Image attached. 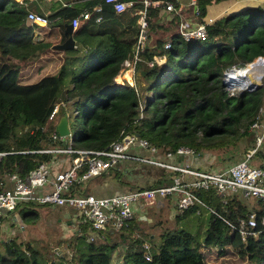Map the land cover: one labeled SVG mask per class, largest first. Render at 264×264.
I'll use <instances>...</instances> for the list:
<instances>
[{
    "label": "trees",
    "instance_id": "trees-1",
    "mask_svg": "<svg viewBox=\"0 0 264 264\" xmlns=\"http://www.w3.org/2000/svg\"><path fill=\"white\" fill-rule=\"evenodd\" d=\"M142 1L133 0L132 8L118 14L104 7L100 22L90 18L72 31L71 50H58L48 41H32V30L39 27L26 24L24 1L0 0V153H4L0 157V191L10 174L25 178L39 164L48 166L52 154L46 150L64 145L71 150H103L118 139L120 131L135 134L161 152H174L182 146L197 158L212 153L218 162L240 161L254 149L253 125L260 126L264 86L230 94L223 73L264 57V0H195L197 21L211 22L205 25L203 40L189 41H182L178 34L181 19L190 14L189 7L181 9L173 0H144L160 4L145 8L147 38L138 54L134 86L118 85L114 78L122 61L132 55L137 37L134 11L142 8ZM166 2L177 13L159 21ZM77 13L62 8L50 17H58L50 25L60 35L55 45L67 39L65 26ZM166 42L168 50L163 49ZM45 53L63 54L55 73L33 84H20L19 73L42 61ZM153 56L162 60L148 67L145 61ZM138 99L143 106L140 111ZM55 105L57 112L48 121ZM63 115L70 134L66 141L54 132V119ZM63 155L70 161L77 157L75 153ZM252 159L264 160V153L256 148ZM216 164L210 167L216 170ZM83 171L84 167L78 175ZM110 171L93 178L109 176ZM163 172L161 178L141 188L169 184L174 173ZM116 178H120L118 173ZM133 188L140 187L131 185ZM82 190L83 185L74 182L68 194ZM197 195L203 206L193 205L179 213L171 201L168 217L177 221L200 215L205 223L200 233L169 227L157 235L155 245V239L138 227L140 222H134L135 217L117 230H94L88 222H80L72 234L69 256L58 247V253L52 249L47 255L31 241L20 244L14 237L0 238V264H112L114 251L119 264H209L214 257L220 264H264V202L253 199L249 206L234 196L223 200L213 189ZM37 206L44 205L19 204L16 218L36 216ZM250 215L255 220V235L240 240L231 234V226L237 228Z\"/></svg>",
    "mask_w": 264,
    "mask_h": 264
},
{
    "label": "built area",
    "instance_id": "built-area-1",
    "mask_svg": "<svg viewBox=\"0 0 264 264\" xmlns=\"http://www.w3.org/2000/svg\"><path fill=\"white\" fill-rule=\"evenodd\" d=\"M159 4L160 1L148 3L143 0L142 8L134 11L137 16V37L130 59L122 61L115 75L114 81L118 85L126 83L134 86L135 67L140 61L138 54L147 38L148 25L145 18V8L149 5L157 6ZM132 6L133 2L130 0H100V3L78 12L70 20L69 25L74 30L81 21L84 22L90 18L95 23L100 22L104 7L118 14L132 8ZM188 7L191 10V18L196 19V21L181 19L178 25V34L182 41L203 40L205 25L210 24L211 19H208L206 23L197 21L195 0H189ZM163 8L166 12L177 13V10L169 2L164 3ZM25 20L30 25L36 26H46L49 23L47 18L32 12L26 13ZM163 49H169V42L163 45ZM161 60L160 57L153 56L152 60L145 61V64L151 67L153 64H160ZM247 66L249 64H246L245 68L232 67L223 73V84L230 94L245 78L248 73ZM239 71L243 76L235 78L239 77ZM135 95L139 97L140 93L135 90ZM137 103L139 111L142 110L141 99H138ZM57 109V105L52 108L47 117L48 121L54 118ZM253 127L256 130L260 126L256 124ZM255 130L256 147L247 151L242 160L225 164L216 170L199 171L194 167H182L175 160L178 157L193 158L195 155L191 149L180 146L174 152H161L150 147L144 139L124 131H120L117 140L99 151L71 150L67 145L60 149L46 150L45 152L53 154L75 153L77 157L70 161L67 169L55 173L51 180H49L48 166L45 164H39L25 178L10 174L7 178V186L0 191V224L3 214H6L10 220L15 219L17 206L25 202L73 209L76 214V225L80 222H88L94 230L99 231L120 229L126 221L135 217L137 212H141L157 199L170 197L179 213L193 205L203 206L197 192L208 191L209 189H213L214 193L223 200L233 196L232 194L239 193L243 198H253L264 202V165L253 166L249 164L255 149L264 142V128L259 135L257 132L255 133ZM2 155L4 153H0V157ZM126 162L161 168L169 173H174V175L169 184L149 189L133 188L108 196H96L84 192L68 194L74 182L81 185L89 179L115 168L118 164ZM82 167H84V171L78 175ZM46 184H49L51 188L44 192L43 187ZM255 227L254 217L250 215L247 220L240 221L237 228L231 226V234L235 233L240 240H243L247 234L255 235ZM145 259L148 260L146 257Z\"/></svg>",
    "mask_w": 264,
    "mask_h": 264
},
{
    "label": "rangeland",
    "instance_id": "rangeland-1",
    "mask_svg": "<svg viewBox=\"0 0 264 264\" xmlns=\"http://www.w3.org/2000/svg\"><path fill=\"white\" fill-rule=\"evenodd\" d=\"M188 18H190L192 21H196V19L191 18L190 14H188L187 16ZM186 18V19H188ZM27 24V22H26ZM50 31H52L54 34L50 36L53 37L55 35V30L52 29H46L45 28H39L38 32H41L42 34H49ZM47 41L49 43H52L51 48L56 44V40L55 38H52V40L48 39L46 37ZM71 50V49H70ZM51 53H45L44 56H42V61H39L36 63V65L34 67H26L23 71H21L19 73V80H20V84H33L35 82H37L40 78L45 77V76H51L52 74L55 73L56 69H52L50 66H46L43 68L44 65V61L45 60H51L53 57H51L50 55ZM264 60V57H261ZM54 63L56 61L53 60ZM255 61L252 60L251 62ZM250 62V63H251ZM248 63V64H250ZM42 64V67H41ZM257 66V65H256ZM256 66H253L252 69H254ZM242 68H245L242 67ZM261 67L259 66L257 70H260ZM249 81V82H248ZM247 83L249 84L247 87H241L240 84L241 83ZM240 84L238 85V87L234 90H246V91H253L254 89H256L257 87H263L264 86V77L261 78L260 81H254V79L252 78V76L250 75V73H247L245 78H243L240 82ZM138 86H140V84H137ZM142 85V84H141ZM251 85V86H250ZM255 85V86H254ZM141 90V89H140ZM262 106L259 110V114H261V118L258 121V124H260L261 127H259L258 129L255 130V133L257 132V134L259 135L262 128H264V94L262 97ZM56 120H58V117L56 119H54V122H56ZM73 119L71 117V115H69V122L72 123ZM258 126V125H257ZM253 135L255 136V134L253 133ZM261 145H264V143H262ZM256 147V144H255ZM254 147V148H255ZM260 148V147H259ZM257 148V150L259 149ZM51 156H59L60 158H66L67 155H63V154H53L51 153ZM63 155V156H62ZM68 157V156H67ZM199 160L203 161L204 165H212V163H217L216 165L219 167H222L225 164H232L235 162H238L239 160H233V161H221L218 162L214 159V157L212 156V153H205L203 155H200ZM251 163V160L250 162ZM123 164H121L122 166ZM214 165V164H213ZM126 169L123 171L125 172V176L127 175H132L133 177H136V181H137V185L141 184L143 186H145L142 182V180H148L150 178V172L154 171L156 172L157 167H152V166H146L143 164H139V163H135V162H129L125 165ZM146 168L147 170L143 173H141V171ZM210 168V167H209ZM122 169V168H121ZM110 173L112 171H115V169H110ZM114 174L116 175V171L114 172ZM113 174V175H114ZM162 174H164L163 169L158 168L156 175L163 176ZM114 177V176H113ZM161 178V177H160ZM95 179V178H93ZM90 179L89 181L93 180ZM122 179L124 180V177H122ZM129 179V178H128ZM134 180V179H133ZM88 181V182H89ZM134 182V181H133ZM87 182H84L81 185L86 184ZM130 184V183H129ZM128 183L125 185H129ZM142 186V187H143ZM140 187V186H139ZM129 190V189H128ZM127 189L124 191H120V192H125L128 191ZM82 192L84 193H92V191H90L89 189H87L86 191L82 190ZM118 192V193H120ZM112 195V194H111ZM234 196V198L238 201H240L241 203L245 204V205H251L254 200L253 198H243L239 193H235L232 194ZM160 199H157V201H159ZM33 204L38 205L36 202H33ZM65 210V209H64ZM36 211V216H27L24 219H21L18 215L16 220L13 222L12 220L9 221L10 224V229L8 227H3V230L1 228L2 234L0 236V238H13L16 240L17 243L20 244H25L29 241L33 242L36 244V246L41 250L42 253L49 255L50 251L53 249L55 252L58 253V248L66 253L68 256L70 254V251L72 250V234L77 230V226L74 223L68 224L66 222V219L64 218V216L62 214H60L57 211H54L52 208L48 207V206H37L35 208ZM16 210H15V214H16ZM159 216L154 217V220L160 219L159 225H157L155 233H156V237H154L155 239V245L158 243V237L157 235L160 234L163 230H168L169 227H172V229L174 230H179V229H184L188 232H190L191 234H197L200 233L204 230L205 227V223L203 222V220L201 219L200 215L196 216V215H191L188 216L186 218H179L177 221L173 220L172 217H170V219H168V213L164 211H160L158 212ZM172 213V212H171ZM59 219H62L61 222L57 221ZM172 219V220H171ZM2 224V222H1ZM67 224L69 225V227L67 226ZM71 225V226H70ZM166 227H168L166 229ZM58 247V248H56ZM117 251L113 252V257L111 258V262L112 264H119V262L117 261ZM214 257V255H213ZM212 260L209 261V264H220V260L217 257L211 258Z\"/></svg>",
    "mask_w": 264,
    "mask_h": 264
},
{
    "label": "crops",
    "instance_id": "crops-1",
    "mask_svg": "<svg viewBox=\"0 0 264 264\" xmlns=\"http://www.w3.org/2000/svg\"><path fill=\"white\" fill-rule=\"evenodd\" d=\"M19 3L21 2H25L24 5L26 7L27 12H32L35 14H38L40 16H43L45 18H47L49 20V23L46 26H38L39 28H45L46 31L47 29H51L50 25H53L54 23H51V21H55L58 19L57 16H55L54 18H50L52 15L56 14L57 12H59L62 8H70V9H74L78 12H80L83 9H86V7L89 5H92V1H95V3H100V0H15ZM133 1V0H132ZM181 9H186L188 8V3L189 0H173ZM94 4V3H93ZM190 9H189V13H190ZM170 12H166L165 10L163 11V9L161 8L160 10V17H159V21L162 20H168L170 17ZM172 15V14H171ZM188 18V17H187ZM190 19V18H188ZM83 22V21H81ZM27 25H30L27 22ZM124 23H122L121 26H119V28L123 27ZM33 29L32 30V41H47L46 37L50 40H52V38H55L56 42L58 41L60 35L59 32L54 28L52 30H55V35L53 37L50 36L53 35L54 33L52 31H50L49 34H42L41 32H38V29ZM73 31V30H72ZM73 40V39H72ZM78 44L81 46L80 42H78ZM55 45V44H53ZM73 46H74V40H73ZM53 48V47H52ZM51 57H53L50 61H47V65L46 66H50L51 68L54 66V69H56L57 67H59L60 65V61L63 57L62 53H58L57 55H54L53 53L50 54ZM55 63L53 60H55ZM42 60V58H41ZM42 65V64H41ZM42 67V66H41ZM44 68V66H43ZM139 73V72H137ZM68 126V124H67ZM260 147V148H259ZM258 148V150H260L261 152L264 153V145H260ZM146 154V153H145ZM63 156V155H62ZM251 160V159H250ZM175 162L178 165H181L182 167H194L199 171H205L208 169H212L213 167H210L211 165H204L202 160L194 159V158H186V157H178ZM250 162V161H249ZM70 164V159L66 156V158H60L59 156H51V160L49 162L48 165V170H49V180H51L54 176L55 173L60 172L62 170H65L69 167ZM123 165L121 166V164H118L114 169L115 171L118 173L119 175V179L115 177H113V173L115 171H112L109 176H103V177H98L95 178L89 182H87L86 184L83 185V190L86 191L87 189H89L90 191H92V195H96V196H108L114 193H118L120 191H124V189L128 190L130 189L131 185L134 186H140L142 187L143 185L139 184L137 185V181L136 178L134 176V182L132 184L129 185H125L127 184V182L130 180V175L125 176L124 175V171L126 167L125 165L127 163H122ZM250 165L253 166H262L264 165V160H255L252 159L251 163H249ZM210 167V168H209ZM122 168V169H121ZM154 168V167H153ZM215 168V167H214ZM156 172L152 171L150 172V178L148 180H142L143 184L147 185V184H151V182L155 181L156 179L159 178V175L155 174L158 171V168H155ZM147 169L144 168L141 173L145 172ZM122 177H124V180L122 179ZM129 178V180H128ZM137 183V184H136ZM145 185V186H146ZM51 188V186L49 184H46L43 187V191L46 192L47 190L49 191ZM172 199H160L159 201H155L152 204L147 205L143 210H141V212H137L134 218V222H140L139 223V228L144 230V233H147L149 235V237L151 239L154 238V236H156L155 230L157 225H159V220H154L153 218L156 216H159L158 212H162L165 210L166 213H169L172 209ZM48 206V205H45ZM50 208H52L54 211L59 212L60 214H62L64 216V218L66 219V223L71 224L74 223L76 224V214L75 211L73 209H69V208H65V207H59V206H48ZM65 209V210H64ZM167 216V217H168ZM168 219H170V217H168ZM16 220L13 219L12 221L14 222ZM62 219H59L57 221L61 222ZM10 218L7 217L6 214H3L1 222L2 224H0V228L3 227H8L10 226L9 224ZM67 224V226L69 227V225ZM71 226V225H70ZM10 229V227H9ZM4 231V230H3Z\"/></svg>",
    "mask_w": 264,
    "mask_h": 264
},
{
    "label": "water",
    "instance_id": "water-1",
    "mask_svg": "<svg viewBox=\"0 0 264 264\" xmlns=\"http://www.w3.org/2000/svg\"><path fill=\"white\" fill-rule=\"evenodd\" d=\"M64 32L68 34L67 39L62 42L61 44L53 46V48L58 50H70L73 48V40L70 37V34L72 33L71 26L68 24L65 26ZM263 58L257 57L255 58V61L251 62L249 65L253 66L256 62H262ZM54 132L58 138L64 139L67 138L69 134V129L67 126V117L65 115L58 118V120L55 123L54 126ZM66 141V139H64ZM194 159H197V156L193 157Z\"/></svg>",
    "mask_w": 264,
    "mask_h": 264
},
{
    "label": "bare ground",
    "instance_id": "bare-ground-1",
    "mask_svg": "<svg viewBox=\"0 0 264 264\" xmlns=\"http://www.w3.org/2000/svg\"><path fill=\"white\" fill-rule=\"evenodd\" d=\"M261 67V69L260 70H257L258 69V67ZM246 70H247V72L248 73H250V75L252 76V78L254 79V81H260L261 80V78H263L264 77V61L263 62H259L258 63V65L254 68V69H252V67H247L246 68ZM239 77H235V78H240V77H242L243 76V74L241 73V71H239ZM230 77H233V76H230ZM240 81V80H239ZM238 82V81H237ZM241 82V81H240ZM249 82V81H248ZM239 85V84H238ZM249 84H247V83H241L240 84V86L241 87H247ZM251 86V85H250ZM255 86V85H254Z\"/></svg>",
    "mask_w": 264,
    "mask_h": 264
}]
</instances>
